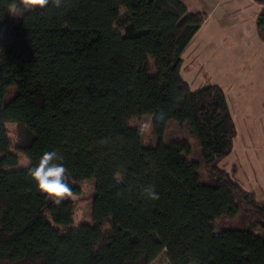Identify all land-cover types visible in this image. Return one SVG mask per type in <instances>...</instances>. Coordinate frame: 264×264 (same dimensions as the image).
Listing matches in <instances>:
<instances>
[{
  "label": "trees",
  "instance_id": "1",
  "mask_svg": "<svg viewBox=\"0 0 264 264\" xmlns=\"http://www.w3.org/2000/svg\"><path fill=\"white\" fill-rule=\"evenodd\" d=\"M25 1L0 0V264H151L162 253L169 264H264V204L218 166L237 135L226 95L192 91L180 73L205 15L181 0H50L31 11ZM252 1L264 43V0ZM142 116L153 147L129 131ZM45 151L62 158L71 195L93 183L92 224L72 226L70 196L36 189L27 169ZM243 208L254 222L215 226Z\"/></svg>",
  "mask_w": 264,
  "mask_h": 264
},
{
  "label": "rangeland",
  "instance_id": "2",
  "mask_svg": "<svg viewBox=\"0 0 264 264\" xmlns=\"http://www.w3.org/2000/svg\"><path fill=\"white\" fill-rule=\"evenodd\" d=\"M182 1V0H181ZM188 12L199 10L205 20L180 55L182 78L192 91L217 85L227 94L232 119L237 135L233 140L231 153L218 166L233 172V178L245 190L254 193L260 204H264V43L256 33L255 20L260 6L252 0H233L224 12L232 20L223 25L222 0H184ZM222 3V5H219ZM40 7L30 0L25 1L24 10ZM123 13V12H122ZM208 14V17H206ZM15 17V14H12ZM152 65L151 60H149ZM9 87L5 99L15 94ZM227 99V98H226ZM8 135L12 144L16 140V127L8 124ZM129 131L138 135L144 146H155L157 139L152 132L151 119L142 116L130 122ZM176 134L167 130L166 138ZM16 168H26L28 160L19 152ZM79 193L71 195L75 210L72 226L80 223L92 224L91 181L78 184ZM254 218L243 208L235 219H221L216 227L247 226ZM151 264H169L162 253Z\"/></svg>",
  "mask_w": 264,
  "mask_h": 264
},
{
  "label": "clouds",
  "instance_id": "3",
  "mask_svg": "<svg viewBox=\"0 0 264 264\" xmlns=\"http://www.w3.org/2000/svg\"><path fill=\"white\" fill-rule=\"evenodd\" d=\"M40 7L48 6L50 0H30ZM61 0H55V6L60 7ZM14 12L21 9L16 6ZM61 157L56 151H45L40 156L38 162L34 166L27 169L28 175L36 186V189L44 196L54 199L57 203L60 198L71 196L72 189L66 181L67 169L61 161ZM146 194L151 199H158V194L152 189H146Z\"/></svg>",
  "mask_w": 264,
  "mask_h": 264
},
{
  "label": "crops",
  "instance_id": "4",
  "mask_svg": "<svg viewBox=\"0 0 264 264\" xmlns=\"http://www.w3.org/2000/svg\"><path fill=\"white\" fill-rule=\"evenodd\" d=\"M182 1L184 2V0H182ZM220 1H221V0H220ZM231 1H233V0H222V2H224L223 5H222V3L219 4V5H222V11H223V12H224V8H223V6L228 7V4H229ZM184 3L186 4V2H184ZM186 5H187V4H186ZM187 9H188V6H187ZM197 12H199V10L190 11V12H188V13H197ZM206 17H208V14H206ZM231 20H232V18L224 12V17H223V19L219 20L218 22L222 23L223 25H227ZM194 36H195V35H194ZM194 36H193V37H194ZM192 39H193V38H192ZM192 39H191V40H192ZM190 42H191V41H190ZM190 42H189V44H190ZM189 44H188V45H189ZM188 45H187V46H188ZM225 95H226L227 103H228V107H229V100H228L227 94L225 93ZM229 110H230V107H229ZM230 113H231V111H230Z\"/></svg>",
  "mask_w": 264,
  "mask_h": 264
}]
</instances>
